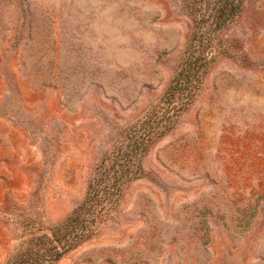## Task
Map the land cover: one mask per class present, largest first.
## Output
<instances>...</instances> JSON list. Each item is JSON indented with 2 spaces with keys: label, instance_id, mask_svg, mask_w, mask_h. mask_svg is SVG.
<instances>
[{
  "label": "rangeland",
  "instance_id": "374dc122",
  "mask_svg": "<svg viewBox=\"0 0 264 264\" xmlns=\"http://www.w3.org/2000/svg\"><path fill=\"white\" fill-rule=\"evenodd\" d=\"M190 0H0V264L84 201L169 87ZM146 176L56 264H264V0H245Z\"/></svg>",
  "mask_w": 264,
  "mask_h": 264
},
{
  "label": "trees",
  "instance_id": "16d2710c",
  "mask_svg": "<svg viewBox=\"0 0 264 264\" xmlns=\"http://www.w3.org/2000/svg\"><path fill=\"white\" fill-rule=\"evenodd\" d=\"M193 31L185 55L161 99L128 127L96 164L84 201L61 223L34 233L7 264H56L112 221L123 193L144 178V158L170 132L198 96L219 54L228 55L222 31L245 0H190Z\"/></svg>",
  "mask_w": 264,
  "mask_h": 264
}]
</instances>
